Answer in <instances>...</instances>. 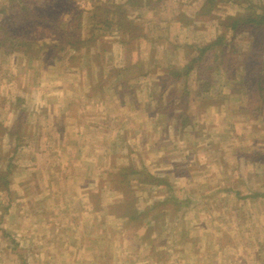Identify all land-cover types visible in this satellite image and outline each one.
Instances as JSON below:
<instances>
[{
  "label": "rangeland",
  "instance_id": "1",
  "mask_svg": "<svg viewBox=\"0 0 264 264\" xmlns=\"http://www.w3.org/2000/svg\"><path fill=\"white\" fill-rule=\"evenodd\" d=\"M79 1L91 13L93 0ZM151 1L155 0H150L149 4ZM243 1L240 3L245 7ZM203 2L165 0L158 7H128L125 10L130 16L140 15L137 23L140 33L144 34L142 38L146 39L140 38L133 46H127L119 42L122 36L108 33L97 38L89 54L78 55L74 61L62 55L61 60L42 63L24 54L6 55L0 49V169H5L9 163L12 170L10 192L0 193V213L8 214L4 218L12 227L13 244L22 246L17 247L18 252L48 245L49 252H42L41 258L46 256L55 264H102L108 260L110 264H200L198 253L190 252V257L189 247L185 246L180 233L188 224L185 221L188 214L197 211V199L206 198L208 204L201 210L202 214H194L198 218L193 219L211 222L212 227L224 229L226 233L231 231L227 236L230 243L223 251L215 242L209 243L211 260L218 255L226 264L241 259L260 264L253 253L258 249L261 252L260 246L264 243V200L260 197L254 203H242L237 207L233 195L237 189L249 195L250 187L254 193L264 192V168L258 164L245 165L241 160L240 181L245 178L244 182L251 183H237L234 173H229L226 183L231 181L233 193L221 190L224 186L220 179L221 173L230 171L229 166L223 165L222 152L235 146L231 144L235 141L240 149L254 151L255 156L261 154L264 159V101L263 114L251 120L246 112L247 85L241 79L246 71H234V81L218 77L207 96L212 100L190 105L194 119L192 130L197 128L202 133L196 139L189 132L183 134L184 140H179L171 133V126L167 131L165 124L155 127L156 118L149 119L148 113L144 116L139 113L146 111L148 106L151 109V102L165 101L171 96L173 86L166 88L171 82L167 75L171 67L179 69L185 62L186 50L182 46L203 45L214 40L221 32L219 20L241 11L224 2L219 3L211 17L192 18ZM249 2L258 4L264 0ZM90 13L85 14L84 37L91 35ZM181 13L192 17H184L177 24L175 15ZM255 40L262 46L264 30L244 32L229 46L241 54L237 59L239 64ZM148 72L152 73L148 77L139 75ZM124 81L126 87L134 88L133 94L123 89ZM187 85L194 90L195 77ZM175 87L178 93L182 89L178 85ZM134 101L139 102V111L132 107L136 104ZM213 101L221 106L209 107ZM106 123L112 124L105 128ZM213 125L220 129L225 127L224 132L228 128L234 131L220 135L212 131ZM120 127L125 128L121 134L116 131ZM8 129H15V132L17 129L16 135L7 136ZM208 133H211L210 138L204 140ZM22 135L31 137L22 143L16 139ZM229 136L228 141L225 139L227 142L223 140ZM214 139L222 143L215 164L210 162L213 157L209 160V153L205 151L212 148L210 142ZM196 158L203 166L195 164ZM127 166L168 178L171 184L168 190L140 184L137 181L140 176L136 177L131 188L138 210L157 201L170 200V197L185 199V194L192 197L193 203L177 213L179 219L171 215L174 214L171 202L165 206L164 212L169 214L166 230L143 234L147 221L138 229H134V225L128 227L126 220L110 214L109 207L122 197L105 184L108 182L106 172ZM180 171L188 173L194 181L176 176ZM187 210L188 214L181 213ZM235 210L244 213L238 220L221 216ZM228 217L232 219L231 214ZM245 227H251V233L233 236L232 228ZM141 235L144 236L140 239ZM201 238H196L197 246L206 237ZM232 256H236L234 261L230 259ZM15 258L11 253L0 252V264H14L12 259Z\"/></svg>",
  "mask_w": 264,
  "mask_h": 264
},
{
  "label": "trees",
  "instance_id": "2",
  "mask_svg": "<svg viewBox=\"0 0 264 264\" xmlns=\"http://www.w3.org/2000/svg\"><path fill=\"white\" fill-rule=\"evenodd\" d=\"M110 1L93 0L94 5L90 13L80 5L79 0H0V49H3L6 55L24 54L31 60L34 59L43 63L50 59L61 60L62 55H67L71 61H74L79 58L78 55L89 54L91 48L95 46L97 38H103L112 32H116L124 38L119 39L120 43L133 46L138 39L146 38H142L144 34L140 33V25L137 23L140 15L130 16L125 9L128 7L135 9L150 6L158 7L165 0L151 1V4H149L150 0H118L117 2L115 0L114 3H110ZM240 1L242 0H204L200 10L193 14V17L186 16L184 13L175 15L174 20L179 24L182 19H185L184 17L191 19V17L210 16L215 9H218L219 3H231L241 10L219 20L221 32L214 40L203 45L187 44L182 46L186 50L184 54L185 64L179 69L171 67V72L167 75L171 82L166 85V88L170 85L173 86L171 96L166 98L168 104L158 102L154 106L164 119L172 117L173 114L176 115V119L181 118L187 109L191 95L194 99H207L217 78L223 76L234 81L232 75L234 71H246L241 79L247 85V93L245 94L248 99L245 100L248 101L246 112L249 117L255 119L263 114L264 43H261V46L259 40L253 41L248 55L243 58L240 64L237 59L241 54L229 46L233 45L236 37L244 32L264 30V3L254 4L245 0L243 2H246V5L242 7ZM86 13H90L88 15L90 37H84ZM214 18L218 19L219 17ZM46 38L50 39L49 42L44 41ZM97 55L98 53L95 54V56ZM256 63L260 66H256ZM192 73L195 74L196 83L194 92L192 94H179L175 90V86L181 82L182 85H187L188 78ZM139 75L145 76L146 73ZM122 84H126L125 81ZM252 92H254L253 95ZM152 98L154 97L152 96ZM207 100L211 101L212 99ZM24 123L25 119L21 124L24 125ZM188 123L189 120L185 119L183 128ZM16 128L18 129V125ZM16 132L15 129H8L6 134L11 137L16 135ZM30 137L22 135L16 136V139L23 143ZM106 173L108 182L105 181L106 179L103 181L107 182L105 184L111 190L119 192L122 197L109 207L110 214L117 216L120 220H126L128 223L135 222L136 227L146 218L158 223L159 218L164 213L158 212V209L169 205L170 202L171 211L177 212L188 207L187 203L192 200L191 197H187L182 202L179 197L177 199L171 197L170 200L155 202L140 212L136 207L137 199L131 188L133 180L140 176L137 180L140 184L169 188L171 184L168 178H159L150 173L145 174L133 166L121 167L117 171ZM11 174L12 170L9 163L5 169H0V193L10 192ZM180 174L181 171L180 173L177 172V175ZM94 196L98 198L97 195ZM259 197L264 200V192H260L256 199Z\"/></svg>",
  "mask_w": 264,
  "mask_h": 264
},
{
  "label": "crops",
  "instance_id": "3",
  "mask_svg": "<svg viewBox=\"0 0 264 264\" xmlns=\"http://www.w3.org/2000/svg\"><path fill=\"white\" fill-rule=\"evenodd\" d=\"M183 57H184V55H183ZM184 64H185V62L182 64V66ZM150 74H152V73L151 72L146 73L145 77H148ZM192 77H195V74H193V73L190 74V76L188 78V81L192 80ZM177 85L182 87V89H180V91H179V94H181V93L187 94V93H190L191 90H192V89L189 88L188 85H182V82L180 83V85L179 84H177ZM194 86H195V84H194ZM123 89L125 91H127V92L134 91V88L126 87V85H123ZM135 89H140V88L136 87ZM194 90H192V91L194 92ZM132 94H133V92H132ZM151 100L154 101L155 99H151ZM206 101H207V99H203V100L202 99H194V97H193V99H190L189 102L187 103V109L184 112V114H185L186 112L189 111V114L188 115H184L183 114V116H181V118H179V119L178 118L176 119V115L175 114H173L172 117L170 116V117H166L164 119L163 115H159V112L156 111V108L154 107L155 103L160 102V103H163V104L167 105L168 104L167 99H165V101H162V100H157L156 101L155 100L154 102H151L150 104L152 105V107L150 109V106H148V109L146 110L147 112L144 111V110L143 111H139L138 110V107H139V102L138 101H134L136 104L135 105L133 104L132 107L137 109L139 111V113H141L142 115L144 113H148V117H150L149 119L156 118L157 121L155 123L153 122L155 127L156 126L158 127V126H161V125L165 124V125H163V126H165L164 130L167 131V129H170V126H171V130H172L171 133L173 135H175L176 137H178L179 140L180 139L184 140V138H183V136H184L183 134L184 133H189L190 132L191 134H193V138L194 139H196L195 137H198V136H200L202 134L197 128L192 130V128L194 127L193 126L194 119H192L193 116L191 115L192 113L190 112V110H191V106L190 105H192L195 102H197L199 104H203ZM147 103H149V101ZM208 106L209 107H219V106H221V104L215 103V101H213V103H209ZM175 113H177V112H175ZM258 118H259V116H258ZM185 119H188L189 123L183 128L182 125H183V121ZM250 119L251 120H255L256 118L255 119L250 118ZM110 124H112V123H110ZM110 124L106 123L104 127L106 128L107 125H110ZM188 129H190V130H188ZM224 129H225V127H222L220 129V128H218L217 125H215V126L213 125L212 126V131H217L218 134H220V135H223L224 133L228 134V131H229V134H230V133H232L234 131L233 128H228L227 129V127H226V129L228 131L224 132ZM123 130H125V128L124 127H120L116 131L119 132V134H121ZM113 132H115V131H113ZM209 135H211V133H208V135H206L207 137H205L204 140L209 139L210 138ZM225 139H227V141H228L230 139V136L229 137H225L223 140H225ZM251 140H253V139H251ZM210 144L213 145L212 148L206 149L205 151H207L209 153V160H210V158L213 157V160H211L210 162H213V164H215L214 160L218 156L219 149H221L222 143L216 142L215 139H214V141H211ZM228 144H229V142H228ZM231 144L232 145L235 144V146H233L231 149H229L227 151L222 152L223 156L225 157V159L222 160V158H221V160L224 161V164H223L224 167H228L229 166L230 167V171L228 173H226L225 171L223 173H221L220 179H221V184L224 186V189H221V190H223V191L226 190V191H228L230 193H233V189L230 188L232 185H229V183L231 181L226 183L227 175L229 176V173H234L235 181L236 182L239 181L237 183H244L245 185H247V184L249 185L251 182L250 181L244 182L243 180H245V178H243V180L240 181L241 177L239 176V171H240V162H241V160L244 162L245 165H246V163H251L252 166H255V164H258V165H262L263 168H264V159L262 158L261 154L260 155L256 154V156H255L254 155L255 154L254 151L240 149L239 146H238L237 141H235V143H231ZM230 157L232 158L231 160H229ZM199 162L202 163L200 160H198L196 158V163L195 164H197V166H203ZM221 168H223V167H221ZM202 169L204 170V168H202ZM206 170H207V172H210L208 169H206ZM221 170H223V169H221ZM104 172L105 171H103L102 174H104ZM255 175H256V173L253 175V177ZM176 176H186L185 177V181H188V182L189 181L190 182L194 181L193 177H190V175H188V173H184L182 171H181L180 175H176ZM159 178H164V177H160L159 176ZM228 179H229V177H228ZM11 184H12V177H10V185H9V187H11ZM159 187H162V186H159ZM191 187L193 188L194 186H191ZM165 188H167V187H165ZM215 192L217 193L218 191H215ZM242 193L243 192H241V190L237 189V191H235V194L233 195V197L236 198V206L237 207H238V205H240L242 203H254L258 199H260V197L258 199H256V196L260 192H258V194H257V192L254 193L252 187L249 188V195L248 194L245 195V194H242ZM178 197L181 199L180 201L183 202V201L186 200L187 197H190V196L185 194V196H184L185 199H182L180 196H177L174 199H177ZM168 199L169 198L164 199L163 201L168 200ZM205 199L204 198L197 199V203L196 204H198V206H197V211L196 212H194V213L191 212L192 214H188L189 213L188 210L186 212H181L184 215L188 214L187 219L185 220V221H187L188 224L186 225V228H184L183 231L180 233V235H181V237L184 238L185 246L189 247V253L190 252L193 253V254L198 253V255H199L198 258L201 261L200 264H226L225 260H221L218 257V255L216 257L217 260H216V258H215V260H211V257L209 255L208 246H209L210 242H212L213 244L215 242V245L217 247H219L221 251H223V249L228 245V243H230V240L228 239L227 236H230V232L231 231H229V233L228 232L226 233L224 231V229H218L216 227L215 228L212 227V223L211 222L202 223V221H200V220L197 222L195 219H193L194 217L200 216L202 214L201 210L208 204V202H206ZM262 200H263V198H262ZM163 201H157V202H163ZM192 201L193 200H191V202L187 203L188 208L193 203ZM183 209H187V207H184ZM144 210H142V211L139 210V211L143 212ZM179 211H181V210H179ZM179 211L174 212V214L171 213L172 217L179 219V217H178L179 214H180ZM158 212H164V207H160L158 209ZM177 213H179V214H177ZM194 214H198V215L195 216ZM229 214L232 215V219H230L228 217ZM243 214H244L243 212L239 213L237 210H235L232 213L221 214V216H223L227 220L228 219L229 220H236V219L238 220V219H240L243 216ZM5 215H8V214L0 213V252H5L6 251L8 253L13 254V257H16L15 259H12V261H14V264H15L16 260L18 261V264H55L54 260H52V261L48 260L46 256L41 258L42 257V252H49V248L50 247L48 245L40 246L37 250H36L35 247H29L28 248L29 250H23V251L18 252L19 251L18 249L22 248V246L21 245L19 246L17 244H13L14 241L11 238L15 239V236L12 235V232H13L12 227L7 225V222H6L5 218H4ZM240 215H242V216L240 217ZM159 219L160 220H159L158 223L156 221L149 220V218L144 219L143 221H147L148 224L144 225L145 228L143 229V234L148 233V235H149V234H154V233H156V232H158L160 230H163V229L166 230V227L168 226V223H169V214L167 212H164L162 214L161 218H159ZM199 219H200V217H199ZM143 221H141V223H140V225L138 227L135 226L136 225L135 222H133V223H128L127 222L128 223V227L134 225V227H135L134 229H138V228H140V226L143 223ZM250 228L251 227L238 228V229L237 228H232L231 230H232L233 236H235V237H237V236H247L249 233H251L252 229H250ZM143 236L144 235H141L140 239L143 238ZM198 237H202L201 239H203V237H206L205 240L202 241L200 246H197L198 244H196L197 243L196 242V240H197L196 238H198ZM18 246H19V248H17ZM260 247H262L261 248L262 251L260 252V249H258V251H256L253 254L256 257L259 258L260 264H264V243H262V245ZM30 248H32L31 250L33 252H35V254H32V252L30 251ZM236 248H237V246H235V249ZM234 251L236 252V250H234ZM191 253H190V257H191ZM186 259H187V257H186ZM230 259H231V261H234L236 259V256H232ZM7 261H9V260H7ZM110 261L111 260L104 261L102 264H110ZM234 263L235 264H237V263L238 264H250V263H248V261L243 260V259L237 260V262H230V263L227 262V264H234Z\"/></svg>",
  "mask_w": 264,
  "mask_h": 264
}]
</instances>
